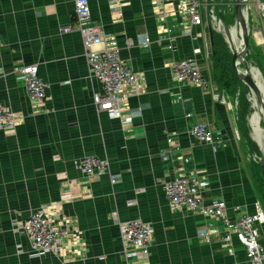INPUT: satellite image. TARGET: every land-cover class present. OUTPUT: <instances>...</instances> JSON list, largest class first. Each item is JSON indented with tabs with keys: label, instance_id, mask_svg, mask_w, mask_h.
Instances as JSON below:
<instances>
[{
	"label": "crops",
	"instance_id": "0c3cea01",
	"mask_svg": "<svg viewBox=\"0 0 264 264\" xmlns=\"http://www.w3.org/2000/svg\"><path fill=\"white\" fill-rule=\"evenodd\" d=\"M200 2L203 23L193 26L172 0L161 8L152 0H89L90 25L103 33L96 48L117 49L122 64L143 78L127 97L130 124L123 125L95 110L92 93L102 86L81 38L61 33L75 25L73 0H0V105L16 115L15 129L0 131V264H133L122 254L116 218L152 226L149 264H249L235 237L221 243L222 219L174 208L165 196L174 171L205 182V200L222 204L231 224L258 211L264 217L260 170L240 142L236 105L171 77L174 60H193L208 65L203 78L216 85L209 26L221 32L208 20L212 4ZM30 64L47 87L37 104L16 80L17 69ZM199 124L210 126L212 145L189 135ZM86 156L106 160L119 182L87 179L75 165ZM41 207L69 235L58 254L31 257L29 240L12 224ZM203 230L207 241L198 237ZM259 242L264 247V220Z\"/></svg>",
	"mask_w": 264,
	"mask_h": 264
},
{
	"label": "built area",
	"instance_id": "2783aa9c",
	"mask_svg": "<svg viewBox=\"0 0 264 264\" xmlns=\"http://www.w3.org/2000/svg\"><path fill=\"white\" fill-rule=\"evenodd\" d=\"M157 7H163L165 0H152ZM178 2L184 13V19L193 26L203 23L202 6L200 0H172ZM74 27L61 29V33L76 32L81 38L84 56L91 76L97 80L102 88L92 93V102L97 112L105 113L110 119L118 120L123 125L130 124V118L124 117L127 97L137 93L143 78L126 68L120 59L117 49L100 51L96 47L103 39L102 30L98 26L90 25L89 0H73ZM204 5V4H203ZM232 5V2L231 4ZM233 6V5H232ZM253 8L258 29L249 31V39L255 41L264 51V0H246L243 11L246 14L247 25L250 24V9ZM214 10L207 11L208 20L214 22ZM160 21L165 19V14L159 15ZM217 31L221 27L217 25ZM149 40H146V43ZM172 79L178 84H187L198 87L203 92H209L213 100L227 104L229 96L225 91L219 90L216 85L210 84L203 78V72L208 65L197 64L193 60H174L170 66ZM16 80L25 90L26 97L31 104L41 103L46 98V84L38 76V65H23L17 69ZM16 127V115L0 105V131H12ZM189 135L199 144L212 145L213 133L208 124H199L189 130ZM256 161V159H255ZM82 175L87 179L108 176L111 185L118 183L110 176L109 164L106 160L86 156L75 163ZM206 183L198 180L196 176L187 177L185 174L171 172L165 183V196L174 208H181L190 213L198 214L204 219L220 218L225 223L227 234L221 243L228 245L235 237L245 251L249 264H264V247L259 242V225L264 217L260 211L241 217L230 223L224 215V206L218 202L205 200L202 189ZM127 206L135 205V201H128ZM114 222L118 226L119 241L122 254L126 261L133 264H149L148 258L153 242V228L151 225L134 219ZM231 224V225H230ZM16 235H22L29 240V256L42 257L47 254H58L64 247V239L69 231L53 223V216L46 207L33 211L22 222L12 224ZM198 237L208 240V232L198 233Z\"/></svg>",
	"mask_w": 264,
	"mask_h": 264
},
{
	"label": "water",
	"instance_id": "95a60500",
	"mask_svg": "<svg viewBox=\"0 0 264 264\" xmlns=\"http://www.w3.org/2000/svg\"><path fill=\"white\" fill-rule=\"evenodd\" d=\"M208 4H212L214 8V22L221 27V35L223 36L228 48L232 54L231 67L237 76L240 83L246 87L248 92L255 97L256 106L259 108V117L264 126V93L260 90L251 73V64L246 61V56H249V28L247 25L246 14L243 11V6L246 0H208ZM234 7V25L227 26L225 19L224 3ZM209 41L212 46V32L216 31L209 26ZM239 45L237 46V41ZM243 67L244 70H240ZM261 150V149H260ZM260 155V172L264 182V147Z\"/></svg>",
	"mask_w": 264,
	"mask_h": 264
},
{
	"label": "trees",
	"instance_id": "16d2710c",
	"mask_svg": "<svg viewBox=\"0 0 264 264\" xmlns=\"http://www.w3.org/2000/svg\"><path fill=\"white\" fill-rule=\"evenodd\" d=\"M226 16V15H225ZM212 41L213 44L211 46L212 49V70H213V77L216 84V87L221 90L227 92L230 96L233 95L236 88H234V85H238V87L241 89H244L248 92L245 86H243L240 81L238 80L237 76L235 75L232 67H231V58L232 54L228 48L227 43L225 42L223 36L217 32H212ZM211 71V67H210ZM242 99V96L240 97V100ZM239 100V101H240ZM240 108H237V127L239 129L240 134V142H242L246 146H251L250 141L246 139V110H247V103L244 101L243 105ZM245 105V107H244ZM262 131V129H261ZM256 154V153H255ZM261 155V153H259ZM257 154V155H259ZM257 167H259L260 170V163L254 162ZM260 185H261V198L264 200V182L262 180L261 172H260Z\"/></svg>",
	"mask_w": 264,
	"mask_h": 264
},
{
	"label": "rangeland",
	"instance_id": "374dc122",
	"mask_svg": "<svg viewBox=\"0 0 264 264\" xmlns=\"http://www.w3.org/2000/svg\"><path fill=\"white\" fill-rule=\"evenodd\" d=\"M227 1H229V0H227ZM225 7H226L225 19H226V23L228 24L227 26L229 27L231 25H234V23H235L234 22V7L232 5L225 6ZM249 18H250L249 31L252 32L254 30H257L258 24L256 21V16H255V12H254L253 8L250 9ZM238 45H239V41H237V46ZM249 52H250V54H249V56H246V61L249 64H251V66H252V68H250L251 73H252V70L254 68H258L259 71L261 72L262 78L264 80V51L262 50V48L256 47L254 45L253 41L251 39H249ZM239 69L241 71L244 70L243 67H239ZM234 86H235L234 88H236V87L237 88L234 91L232 96H230L227 92H225V93L229 96V99L236 105L237 108H240L239 102H241V106L243 105L244 101L247 103V105H246L247 110L245 111L246 112L245 121H246V127H247L246 139L248 141H250L251 146L254 149V150H251L252 148L249 146V149L252 152L251 157L253 158V161L260 163V154L259 153L261 152V150L264 147V126H263L262 120H260V126L262 129V136H263V144L260 146L254 140L253 133H252L251 127L249 125V116H250L251 112L253 111L252 107H255L257 112H259L258 111L259 108L257 106H255L256 101H255V97L253 95H251L249 92H247L246 90H244L242 88L240 89L238 87V85H234ZM262 92L264 93V91H262ZM241 96H242V99L240 100ZM248 98H249V100H248ZM244 107H245V105H244ZM257 154H259V155H257ZM255 159H256V161H255Z\"/></svg>",
	"mask_w": 264,
	"mask_h": 264
},
{
	"label": "bare ground",
	"instance_id": "6f19581e",
	"mask_svg": "<svg viewBox=\"0 0 264 264\" xmlns=\"http://www.w3.org/2000/svg\"><path fill=\"white\" fill-rule=\"evenodd\" d=\"M235 41H237V40H235ZM252 75L255 79V82L259 86L260 90L264 91V80L262 78V74L259 71V69L254 68L252 70ZM248 100H249V98H248ZM255 106H256V103H255ZM252 108H253V111L251 112V114L249 116V125L251 127L254 140L258 143V145L261 146L263 144V136H262L261 126H260V117H259V115H258L259 113L256 111L255 107H252Z\"/></svg>",
	"mask_w": 264,
	"mask_h": 264
}]
</instances>
